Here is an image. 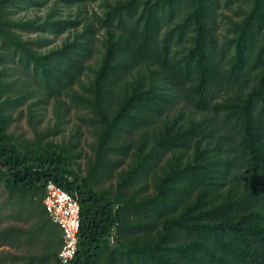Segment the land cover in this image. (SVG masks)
<instances>
[{
    "label": "trees",
    "instance_id": "obj_1",
    "mask_svg": "<svg viewBox=\"0 0 264 264\" xmlns=\"http://www.w3.org/2000/svg\"><path fill=\"white\" fill-rule=\"evenodd\" d=\"M92 1L99 8L89 14ZM214 4L0 0V180L22 200L43 202L49 180L78 196L72 264H264V0H254L223 47ZM11 9L36 15L16 20ZM16 61L19 68H2ZM35 94L40 106L54 98L59 120L64 94L92 114L97 142L86 175L68 146L27 145L9 132L10 111ZM130 153L116 193L97 187L124 162L109 157ZM152 172V192L145 184L146 195H126ZM24 233L0 227V247L43 240V258L60 262L63 238L46 222Z\"/></svg>",
    "mask_w": 264,
    "mask_h": 264
},
{
    "label": "rangeland",
    "instance_id": "obj_2",
    "mask_svg": "<svg viewBox=\"0 0 264 264\" xmlns=\"http://www.w3.org/2000/svg\"><path fill=\"white\" fill-rule=\"evenodd\" d=\"M253 3L254 0H215L213 13L214 26L216 28L215 32L218 37L220 47H223V45L228 42L229 38L234 36L235 24L237 22H241L246 17V15L251 11ZM98 8L99 6L97 2L92 1L87 4L89 14ZM11 10L12 11L9 16L10 18L16 20L36 15L33 11L18 9ZM47 10V8L43 9L39 11L38 14L40 16H45ZM73 11H76V9H73ZM65 12L67 15L68 10ZM23 36L24 38H30L29 36L34 37L35 34H23ZM66 36L67 34L57 38L56 40L54 39L55 41H53L51 47L60 46ZM10 66L19 68V62L16 61L13 64L12 62H8L7 65L2 64V68L5 67L7 70L11 68ZM80 91L82 92L81 89ZM13 95L14 94L7 93L2 99L8 96L12 97ZM39 98V94L32 95L27 99L26 103L19 105L10 111L9 132H11L18 141L27 145L32 144L37 139H41V141L51 140L68 146L70 151L75 155L74 160L77 166L80 168L82 174L86 175L90 170L91 165L94 164V149L97 142V128L89 121V118H87V116H92V114L83 107H78L77 105L72 104L71 99L64 94L63 99L66 104L63 105L62 112L66 113V115L59 120L54 98H51L47 105L41 106L37 104V100H39ZM167 116L163 119H168L169 117ZM140 135V133H137L129 136L134 144V148L139 143ZM132 154L133 153H130L126 157L120 155L110 156V161L123 159L124 162L121 163L120 167H109L107 173L103 174V178L99 181L97 187L111 190L115 194L118 189L120 177L124 175L127 170H129L134 161ZM152 175L153 172L148 177H143L142 179L133 182V184H129L125 188L126 195L140 192L141 188L145 184L148 186L147 191L152 192ZM141 194L142 196L146 195V189L141 190ZM42 203L43 202L40 201L39 195H31L25 200L15 196L12 197L0 180V227H3L8 223L3 219L4 216H9L16 212L18 214L25 215L24 219L20 218L22 219L23 225H25L27 229L34 226V224H39L42 222V219L39 217V208ZM35 213L36 215L33 216ZM42 235L44 236V233ZM7 248L8 246L0 248V264H27L29 260L31 261L32 256H28L30 254L34 256L38 255L37 259H35L32 264H61L58 262L56 257L43 258L48 250V246L44 244L43 240H36L33 245H23L20 251L23 253L22 258H18L17 254L14 253L15 250L13 247V249Z\"/></svg>",
    "mask_w": 264,
    "mask_h": 264
},
{
    "label": "built area",
    "instance_id": "obj_3",
    "mask_svg": "<svg viewBox=\"0 0 264 264\" xmlns=\"http://www.w3.org/2000/svg\"><path fill=\"white\" fill-rule=\"evenodd\" d=\"M45 209L55 224L59 225L63 233V246L59 252L61 264H72L79 249V234L81 230V202L78 196L66 191L53 180L45 185L43 199ZM116 223L109 234V241L114 244L118 236Z\"/></svg>",
    "mask_w": 264,
    "mask_h": 264
},
{
    "label": "crops",
    "instance_id": "obj_4",
    "mask_svg": "<svg viewBox=\"0 0 264 264\" xmlns=\"http://www.w3.org/2000/svg\"><path fill=\"white\" fill-rule=\"evenodd\" d=\"M40 214H39V217L42 219V221L43 222H46V224L48 225V227H50V228H52L53 230H54V233L60 238V239H62L63 238V233H62V230H61V228H60V226L59 225H57V224H55L54 222H52V220L50 219V217H49V215H48V213H47V211H46V209H45V206H44V203H42V205H40ZM34 215H36V213L35 214H33V216ZM25 218V215H21V214H18L17 212L16 213H14V214H11V215H6V216H4V220L5 221H7L8 223L5 225V226H3V228H5L6 230H12V233H14V234H17V233H20L21 234V236H26V234L24 233V230H27V228H26V226L25 225H23V223H22V219L21 218ZM30 229V228H29ZM26 232V231H25ZM23 234H25V235H23ZM15 237H17V236H15ZM19 238H20V236H19ZM26 240V238L25 237H21L20 238V240L21 241H16L15 243H16V245L15 246H10V245H5V246H8V248L7 249H10V248H14V250H15V252L14 253H16L17 254V256H18V258H22L23 257V253L22 252H20L21 251V248L23 247V245H25V242L24 243H22V241L23 240ZM32 245V244H31ZM63 246V245H62ZM1 248V247H0ZM12 248V249H13ZM6 251H8V250H6ZM8 253V252H7ZM12 253V252H11ZM29 257H31V256H34V255H32V254H30V255H28ZM27 256V257H28ZM35 256H38V255H35ZM59 256V255H58ZM26 258V257H25ZM25 258H23V259H25Z\"/></svg>",
    "mask_w": 264,
    "mask_h": 264
}]
</instances>
